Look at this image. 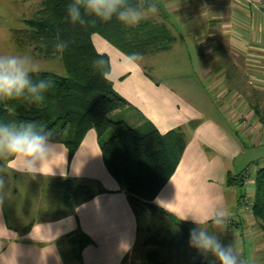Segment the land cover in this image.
Segmentation results:
<instances>
[{
  "label": "crops",
  "instance_id": "1",
  "mask_svg": "<svg viewBox=\"0 0 264 264\" xmlns=\"http://www.w3.org/2000/svg\"><path fill=\"white\" fill-rule=\"evenodd\" d=\"M30 1L35 0H26L24 6ZM39 1L35 13L44 0ZM163 1L165 15H169L165 25L173 40L167 49L152 53L174 49L175 24L191 28L197 42L184 41L177 47L185 64L193 57L194 63L201 65L189 73L167 74L153 67L150 72L142 61L150 53L129 62L127 55L102 36L92 35L96 49L109 56L108 76L129 103L124 109L128 119L134 125L149 121L161 133L171 129L183 133L184 150L151 203L160 208L156 213L185 227V232L173 235L169 224L170 235L157 238L160 244L165 242L159 247L176 251L171 255L174 264H218L211 254L205 258L190 248L187 235L197 228L193 219L225 212L226 225L221 229L209 222L205 226L209 233L224 246L233 244L242 264H264V231L253 228L258 221L240 207L239 197L231 189L237 185L227 183L228 175L245 173L252 185L263 167L251 177L242 166L245 160H237L251 145L264 143L260 130L250 129V125H264V104L252 103L254 95H264V15L237 0ZM192 46H196L197 57ZM215 51L216 56L208 57L207 62L206 57ZM253 74L261 76L255 78L260 85H252ZM178 77L180 85L174 84ZM242 79L249 80L248 85L242 84ZM237 111L254 112V117L249 113L236 117ZM241 117L250 118V125L241 127ZM50 141L53 155L43 167L44 175L35 178L13 172L18 161L0 155V178L5 182V201L0 207V264H76L65 245L66 235L75 230L91 239L81 250L83 264H133L131 255L145 222L121 183L108 172L96 131L87 130L71 158L63 142ZM66 178L75 184L69 201L64 196ZM232 196L236 203H231ZM37 203L42 211L34 215Z\"/></svg>",
  "mask_w": 264,
  "mask_h": 264
},
{
  "label": "trees",
  "instance_id": "2",
  "mask_svg": "<svg viewBox=\"0 0 264 264\" xmlns=\"http://www.w3.org/2000/svg\"><path fill=\"white\" fill-rule=\"evenodd\" d=\"M147 0H129L135 7ZM72 0H44L42 7L25 19L26 28L16 37L21 46H32L38 55L51 58L59 56L65 73L39 70L29 74L33 83L50 79L53 86L40 95L44 104L35 101L34 94L25 93L12 100L0 99V126L33 125V130L46 134L51 131L52 141H61L68 148L69 158L90 128L96 131L103 162L108 172L118 180L129 195L131 205L138 213L137 204L146 205L151 211L160 208L151 203L172 175L178 159L184 150L185 141L179 129L161 133L151 122L138 125L112 115L124 110L128 101L113 87L108 76L109 56L99 52L93 44L92 35L99 34L125 55L146 54L167 49L173 40L170 30L159 24L158 35L152 31L129 35L119 28L120 22L113 18L105 23L92 16H85V25L73 24L67 11ZM94 21V22H93ZM58 43H66L63 50ZM94 60L105 62L103 71L93 65ZM239 176V177H238ZM246 174L228 175L227 183L242 185ZM254 195L248 212L264 229V166L253 179ZM75 184L66 178L64 193L67 201L73 196ZM243 194L239 196V203ZM71 204V203H68ZM66 252L72 254L76 264L82 263L81 250L91 242L90 237L80 230L66 235ZM146 243L158 246L155 236ZM62 254H65L61 249ZM159 253L149 251L144 264H167Z\"/></svg>",
  "mask_w": 264,
  "mask_h": 264
},
{
  "label": "clouds",
  "instance_id": "3",
  "mask_svg": "<svg viewBox=\"0 0 264 264\" xmlns=\"http://www.w3.org/2000/svg\"><path fill=\"white\" fill-rule=\"evenodd\" d=\"M67 11L73 24H87L89 22L85 19L87 15L105 23L115 18L126 26L134 27L150 15L157 13L158 8L153 2L146 9L141 10L131 5L129 0H72L67 5ZM56 47L63 50L67 44L58 43ZM139 59V53L127 55L129 62H136ZM104 64L103 60L93 61L94 67L101 69L102 75H107L103 71ZM34 71L38 72L39 69L26 56H0V99L19 98L27 90L34 94L36 102L43 105L45 97L40 93L50 89L53 82L50 79H45L33 83L29 79V74ZM51 137V131L41 134L33 130L32 124L21 125L20 128L14 125L0 126V155L5 156L9 161H18V165L11 169L13 172L27 173L32 178L37 175H44L43 167L53 155ZM4 188L5 182L0 178V207L5 201ZM8 196H11L10 192ZM187 219L188 217L184 218V220ZM209 222L214 227L222 229L227 223L225 212L193 219L192 223L197 225V228L189 233V247L205 258L211 254L218 261V264H242L240 253L233 244L224 246L216 235L209 233L205 227Z\"/></svg>",
  "mask_w": 264,
  "mask_h": 264
},
{
  "label": "rangeland",
  "instance_id": "4",
  "mask_svg": "<svg viewBox=\"0 0 264 264\" xmlns=\"http://www.w3.org/2000/svg\"><path fill=\"white\" fill-rule=\"evenodd\" d=\"M40 1L35 0L34 2L30 1L29 6L25 7L26 0H0V56H11V55H17V56H26L30 59V61L34 64L36 68L39 70H50L53 72H56L58 74H64V68L62 62L59 60V56H54L51 58L43 57V55H38L34 51L37 49L32 48V46H21V42L17 40L18 37H24L23 34L20 33V30L23 28H26L25 20L23 22V18H31L35 14V10L37 9L38 5L40 6ZM153 2L157 5L158 11L157 13L150 15L147 19L142 21L139 25L134 27H129L120 22L119 28L122 29L124 32H126L129 37L131 35H136L138 33H145L152 31L153 35H158V27L159 24H164L165 22H169V15H165V10H163L164 1L163 0H147L143 5H139L137 8L144 10L146 9L149 4ZM166 27V25H165ZM174 31V35L176 36L177 44L169 52H161V53H150L147 54V56H144L142 58V61L147 66V69L150 72H153V67L155 70L160 71L161 73H167V74H175V75H181L182 73L186 74L189 73L191 68H199L201 65L194 63V58H190V63L185 64L181 56L182 54L179 52V49H177L178 46L181 45V43L185 42H197V40H194L193 33L191 32V28H185V27H177L176 24L174 27H172ZM170 32V31H169ZM17 37V38H16ZM192 45V43H191ZM184 49V48H183ZM192 52L196 55V46H192ZM227 52V51H226ZM184 56V55H183ZM216 56V51L214 53L209 54L206 57V61L208 62V57ZM223 56H226L225 51L223 52ZM197 57V55H196ZM192 59V61H191ZM189 60V59H188ZM157 68V69H156ZM249 73L248 75H250ZM176 78V77H175ZM181 77H178V79H174V84L181 82ZM251 80L252 85H260L257 80L255 81V75L253 74ZM249 78V79H250ZM258 78H261L259 76ZM257 78V79H258ZM249 80L242 79V84L245 83L248 85ZM205 83H208L206 80H204ZM180 85V83H179ZM214 90H212V93ZM211 93V91H210ZM257 95V94H256ZM254 95L252 97V103H256V106H261L264 104V95ZM214 97V95H212ZM256 112V111H255ZM260 112V111H259ZM249 113L252 117H254V112H242L237 111L236 114L238 116H244V114ZM248 114V115H249ZM261 114V112L259 113ZM112 118L114 119H124L128 120L129 123L133 124L132 121L128 119V112H125L124 110L115 113L112 115ZM250 119V118H247ZM251 120V119H250ZM250 120L247 122V125H250ZM235 126V125H234ZM241 127L243 125L240 124ZM256 128V129H255ZM255 128L250 125L251 131L254 132L257 130H260L261 137L264 141V125L261 126H255ZM243 129V128H242ZM249 150L244 154V156H241L237 162L240 160H245L243 162V167L247 168L250 172V176L253 177L256 169L260 166H264V143L263 144H256L251 145ZM247 164V165H246ZM242 171V170H241ZM240 171V172H241ZM248 176V175H246ZM239 177V176H238ZM248 182L247 177L243 180L242 185L232 186V191L235 192V196L238 198L241 194H243V197H247L251 200V197L254 195V184L250 185ZM253 186V188H251ZM49 187V186H48ZM51 188V187H49ZM242 197V198H243ZM233 198V196H232ZM231 198V203H236L235 199ZM242 200V199H241ZM239 203V200H238ZM31 203H29L30 205ZM38 206H36V212L34 215L40 213L42 211L41 204L37 203ZM138 208V214L140 217L144 219L145 223H141L143 226L141 228L140 238L138 240V243L136 247L134 248L132 252V263L138 264L139 261L145 260L146 254L150 251V249H157L161 252L159 256L162 259V261H165L167 264H174V261H171V255H173L176 251H165L166 247L160 248L159 246H156L155 244H148V243H141V240H148L149 237H156L159 239H162V237H167L170 235V233L167 232V227L169 224L173 227V235H178L180 233L185 232L184 228L176 225L173 221H170L168 217L160 216L159 213H156V211H151L146 205H143L141 203L137 204ZM39 207V208H38ZM52 207H55L53 205ZM30 212V209H29ZM53 212V211H51ZM150 214H148V213ZM152 219L154 220L152 223ZM257 220V219H256ZM173 222V223H172ZM147 228H146V226ZM145 226V227H144ZM253 228L257 230H263V228H260L258 226V223L253 225ZM188 231V230H187ZM189 236V235H187ZM165 248V249H164ZM174 256V255H173ZM130 260V261H131ZM146 261V260H145Z\"/></svg>",
  "mask_w": 264,
  "mask_h": 264
},
{
  "label": "built area",
  "instance_id": "5",
  "mask_svg": "<svg viewBox=\"0 0 264 264\" xmlns=\"http://www.w3.org/2000/svg\"><path fill=\"white\" fill-rule=\"evenodd\" d=\"M238 2L258 11L262 15H264V0H237ZM248 119L246 117H241L239 119V123L243 126L247 125ZM240 207L248 211L250 209V199L247 197H243L240 201Z\"/></svg>",
  "mask_w": 264,
  "mask_h": 264
}]
</instances>
